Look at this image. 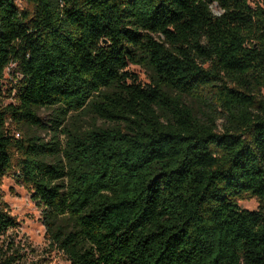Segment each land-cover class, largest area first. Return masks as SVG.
Listing matches in <instances>:
<instances>
[{
  "label": "trees",
  "instance_id": "1",
  "mask_svg": "<svg viewBox=\"0 0 264 264\" xmlns=\"http://www.w3.org/2000/svg\"><path fill=\"white\" fill-rule=\"evenodd\" d=\"M25 1L0 0V95L22 75L0 109V237L15 173L70 264H264V1Z\"/></svg>",
  "mask_w": 264,
  "mask_h": 264
},
{
  "label": "rangeland",
  "instance_id": "2",
  "mask_svg": "<svg viewBox=\"0 0 264 264\" xmlns=\"http://www.w3.org/2000/svg\"><path fill=\"white\" fill-rule=\"evenodd\" d=\"M21 9L32 10L25 0H16ZM252 6L263 3L264 0H249ZM214 13L219 14L220 8L216 3L212 4ZM128 70L137 75L142 84L150 82V72L135 64H130ZM22 75L19 72L17 62L13 61L6 68L3 79L2 94L0 95V109L4 110L9 104H17L18 84ZM258 97H263L264 91ZM252 94H254L252 92ZM186 102L200 114L203 106L202 102L194 97L187 96ZM220 109V108H219ZM52 114V108H42L39 115L47 122ZM7 126L11 135L16 139H24L32 133L41 136L43 140L49 141L50 134L47 131H34L23 123H17L12 116H7ZM96 120V124L101 126L104 122L96 119L93 114L83 115L82 123L89 128V125ZM72 122L73 119H69ZM224 119L218 120L219 130L222 128ZM3 199L8 205V212L15 218L16 225L10 228L0 237V264H70L65 255L57 249L47 233L44 224L43 208L32 198V188L21 183L15 177V173L6 175L1 184ZM242 208L256 210L259 208V201L256 197L244 196L239 200Z\"/></svg>",
  "mask_w": 264,
  "mask_h": 264
}]
</instances>
